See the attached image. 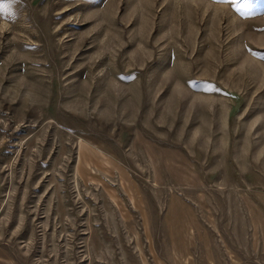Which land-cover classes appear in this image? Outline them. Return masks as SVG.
I'll list each match as a JSON object with an SVG mask.
<instances>
[{
	"label": "rangeland",
	"instance_id": "374dc122",
	"mask_svg": "<svg viewBox=\"0 0 264 264\" xmlns=\"http://www.w3.org/2000/svg\"><path fill=\"white\" fill-rule=\"evenodd\" d=\"M0 6V264H264V0Z\"/></svg>",
	"mask_w": 264,
	"mask_h": 264
},
{
	"label": "snow or ice",
	"instance_id": "6c2138e0",
	"mask_svg": "<svg viewBox=\"0 0 264 264\" xmlns=\"http://www.w3.org/2000/svg\"><path fill=\"white\" fill-rule=\"evenodd\" d=\"M0 10H2V6H0ZM204 90H205V91H213L214 89H212V88L209 86V87H206Z\"/></svg>",
	"mask_w": 264,
	"mask_h": 264
}]
</instances>
